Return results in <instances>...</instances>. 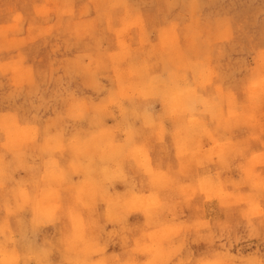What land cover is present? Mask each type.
Listing matches in <instances>:
<instances>
[{"label":"clouds","instance_id":"9594fccd","mask_svg":"<svg viewBox=\"0 0 264 264\" xmlns=\"http://www.w3.org/2000/svg\"><path fill=\"white\" fill-rule=\"evenodd\" d=\"M0 264H264V0H0Z\"/></svg>","mask_w":264,"mask_h":264}]
</instances>
